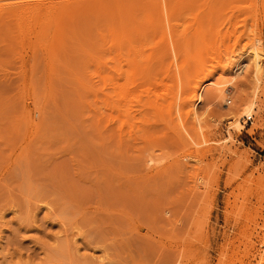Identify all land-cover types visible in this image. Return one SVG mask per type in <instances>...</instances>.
Returning a JSON list of instances; mask_svg holds the SVG:
<instances>
[{
  "label": "rangeland",
  "instance_id": "obj_1",
  "mask_svg": "<svg viewBox=\"0 0 264 264\" xmlns=\"http://www.w3.org/2000/svg\"><path fill=\"white\" fill-rule=\"evenodd\" d=\"M11 1L21 0H0V9ZM25 1L38 12L0 23V264H256L264 242V0H167L164 27L151 0H70L53 12L50 0ZM251 42L262 53L260 83L242 73L227 104L245 98L256 112L234 130L212 102L202 144L185 146L168 124L177 69L182 81H224L220 62L244 57ZM131 47L142 53L130 99L136 124L120 117L108 81L119 49L126 59ZM201 67L214 69L207 80L194 74ZM124 80L131 89L133 78ZM186 150L196 157L182 159Z\"/></svg>",
  "mask_w": 264,
  "mask_h": 264
},
{
  "label": "bare ground",
  "instance_id": "obj_2",
  "mask_svg": "<svg viewBox=\"0 0 264 264\" xmlns=\"http://www.w3.org/2000/svg\"><path fill=\"white\" fill-rule=\"evenodd\" d=\"M34 1H37V0H34ZM69 1L70 0H50V1H48L46 10L53 12V8L55 9L56 4H59V3L63 4V3H67ZM114 1L115 2H119V1L123 2V0H114ZM114 1H113V3H114ZM124 1H126V0H124ZM128 1H130V0H128ZM144 1H147V0H144ZM151 1L152 2L154 1L152 4L156 5L157 8H159L158 9L160 12L159 17H160V21L163 23V27L166 23L168 25V23L170 21L168 20L169 17H167L168 16L167 8H166L167 7L166 6L167 0H151ZM12 2L13 1H11V3H9V4H6V6H3L4 8L0 9V15L2 16V17L0 16V18H1L0 23L3 19L8 20L9 18L16 16L17 14L20 15V13H25V14L26 13L27 14L36 13L40 9V8L38 9V7H35V6L33 7V3L28 2V1L24 2V0H21L19 2H16V1L13 3ZM139 3L141 4V1L139 2V0H138L136 2V4L134 3V5H138ZM146 4L147 3H145L143 5L146 6ZM152 4L150 3V5H152ZM36 6H38V5H36ZM122 15H124V14H122ZM25 16H27V15H25ZM30 16H31V14H30ZM28 17H29V15H28ZM120 17L122 18L121 15H120ZM127 17H128V15H127ZM34 18H35V16H34ZM11 19L13 20L14 17ZM11 19H9V20H11ZM5 22H6V25L8 23H10L7 21H5ZM16 22H18V20H16ZM3 23H4V21H2V25L4 26L5 24H3ZM24 23H25V21H24ZM129 24H130V22H129ZM167 28H169V27H167ZM168 30L169 31L165 30V32H163L164 39H165L164 41H166L165 46H166V50L168 51V53H167L168 57L167 58H170L171 59L170 62H173L172 64H174V63H177L176 61L178 60L177 56H176V52H175L176 46H174V42H173V39L175 37H173V39H172V34H171L172 29L169 28ZM170 30H171V32H170ZM248 46H249V48H246V49H249V50L248 51L245 50L246 55L244 57H243V55H241V57H239L238 59L231 60V57H232L231 56L227 59V61H224V63L220 62L218 68L216 67L217 69L220 70L221 74L227 75L228 78L224 81H220V80L214 81V82L213 81L211 82L210 80L206 81L207 80L206 78H208L211 75V73L214 71V69L213 70H206V68H204V67H201L200 69H198L197 73L195 72L194 74H197V75L200 74V75L204 76V78L206 79L205 80L206 82L201 80L202 78L198 79L197 81L195 80L194 82H193V79H190V78L188 80L185 79L182 81L180 74H179L180 73L179 69H177L176 73H178V76L180 78V80H179V82H180L179 83L180 84L179 85V88H180L179 91L180 92L178 94V91H177V93L175 94V96L173 98L174 99L173 102L170 104V107H173L174 109L170 110V107H169L170 112L168 114V117H169L168 124H171L173 126V128H175L177 135L179 136L180 140L184 143L185 146H188V147L189 146H196L197 147V146L202 144L201 139L199 140V136L202 135V133H203V130L205 128V122H206L207 118L211 116V107L210 106H211L212 102H216L220 106V109L221 110L223 109L222 111L220 110L221 115L225 116L228 119L230 128H233L234 130H236V129L238 130V129H240V127H243L240 123L241 116H245V117H247V119H251V117H252L251 115L256 112L255 102L254 101H247L245 98L242 99L238 103L234 102L233 104H230V105L227 104L228 102L231 103L230 100L228 99V98H230L229 96H232V98H234V92L238 88L236 81H237V78L242 73H250L252 75V78H253V83H260V82H258V81H260L259 80L260 77H258V76H260L259 74L261 73L262 65H263L262 53L260 52V49L258 47V42H253V43L251 42ZM131 51H133L132 52L133 54H131ZM142 51H144V50H141V52ZM141 54H138V51H135V48L131 47L128 50V57H126V59H125V58H122L124 56V49L121 48L118 51V55L117 56L115 55L116 56L115 60L112 61L111 62L112 64H110V66H109V72H110L109 75H111V76H110L108 81H110L109 84L111 86L112 92H114V94H115L114 96L116 98H118V99H116L117 100L116 105H118L117 111H118L120 117L123 116V119H124V117L128 118V121L134 120V123L136 122L135 120H137V118H136L137 116L135 114L136 113L135 107H138V106H135L130 99L132 97H136V96H134L135 95V89L137 87L136 82L142 78L141 75H139L141 67H140V69H138V67L136 68V66L138 64V57H142V56H140ZM167 55H164V56H167ZM143 60L144 59H142V61ZM19 63H20V61H19ZM21 63L23 65L24 61L22 60ZM163 64L164 63H162V65ZM14 68H15V66H14ZM177 68H179V66ZM130 69L131 70L135 69V70H134V73L129 75V78H128L127 72H129V73L132 72V71L131 72L128 71ZM141 74H142V72H141ZM195 76L196 75H194L193 77H195ZM197 77H199V76H197ZM126 78L128 80H130V79L132 80V78H133L132 83H131V85H132L131 89H129V87L127 86L129 90L125 88L126 86L124 84V81H125L124 79H126ZM120 80H122V81L124 80L123 83ZM130 82L128 83L129 85H130ZM205 83L211 84V88H212L210 100H208V102H204V97H203L204 87L206 86ZM256 87H257V84L254 86L253 90H255ZM178 95H179V97H178ZM132 99H134V98H132ZM168 117H167V119H168ZM124 120L123 121L121 120L122 121L121 125L123 124L125 126ZM126 120H125V123L127 124ZM189 120H191L193 123V125L191 124L192 125L191 127H193V129H192L193 133H191V131H190L191 129L189 130V128H188V121ZM131 123H132V121H131ZM131 123H129V124H131ZM135 124L130 125V127L133 129V126ZM228 140L229 139H225V141H228ZM191 150H188V151L186 150L184 153H182L181 158L186 160V161L195 158L196 156L193 155L194 153ZM195 150L200 152V150H197V149H195ZM144 160L146 162L145 165L149 166L150 169L151 168L153 169L156 167L152 164L153 159L151 157L146 158V159L144 158ZM151 165H153V166H151ZM43 206H42V209L44 208L45 210H47L48 205H43ZM262 247L263 248H262L261 252L259 253L258 260H257L256 264H264V242H263ZM176 255H177V253H176ZM98 258H99L98 264H106L104 257H98ZM94 264H95V262H94Z\"/></svg>",
  "mask_w": 264,
  "mask_h": 264
}]
</instances>
